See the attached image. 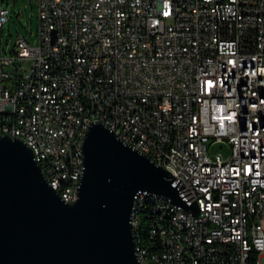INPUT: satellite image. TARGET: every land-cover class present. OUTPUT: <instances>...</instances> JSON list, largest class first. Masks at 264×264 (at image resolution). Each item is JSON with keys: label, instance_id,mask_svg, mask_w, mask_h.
Masks as SVG:
<instances>
[{"label": "built area", "instance_id": "1", "mask_svg": "<svg viewBox=\"0 0 264 264\" xmlns=\"http://www.w3.org/2000/svg\"><path fill=\"white\" fill-rule=\"evenodd\" d=\"M38 3L36 41L20 35L11 49L3 43L9 8L0 4V134L24 138L73 201V162L101 120L164 165L199 208L176 203L189 221L170 216L176 240H168L145 203L152 262L264 264V169L253 163L264 153V0ZM218 142L230 144L228 155L212 149ZM145 193L153 192L136 200ZM187 242L198 251L187 252Z\"/></svg>", "mask_w": 264, "mask_h": 264}, {"label": "water", "instance_id": "2", "mask_svg": "<svg viewBox=\"0 0 264 264\" xmlns=\"http://www.w3.org/2000/svg\"><path fill=\"white\" fill-rule=\"evenodd\" d=\"M79 195L66 201L33 148L0 134V264H140L132 223L140 191L188 204L162 164L92 121L83 142Z\"/></svg>", "mask_w": 264, "mask_h": 264}, {"label": "bare ground", "instance_id": "3", "mask_svg": "<svg viewBox=\"0 0 264 264\" xmlns=\"http://www.w3.org/2000/svg\"><path fill=\"white\" fill-rule=\"evenodd\" d=\"M251 98H255V91L253 88H246V94H243L244 102H251ZM118 136L120 137V131L115 130ZM83 135V126L75 127V136ZM128 142V141H127ZM139 149L138 146H134ZM253 163L254 167L258 169H264V153H253ZM81 166H84V151L80 153V161L73 162V171H80L78 175L77 182V193L79 194V188L81 184V178L84 170H81ZM153 199L154 209L159 212L155 213V221H157L160 225L165 226V235L168 240H176V232L174 230L173 225L170 224V216L174 219H180L181 221H189V213L186 210H182V208L178 207L176 203H174L171 198L160 195L157 193H145L142 196L141 200H136L133 211L132 223L134 224V232L138 231L140 226V216H141V208L142 205L148 200ZM145 206V204H144ZM170 214V215H169ZM151 216V215H144ZM150 228V240H152L153 236V228L151 224V218L149 221ZM136 234V233H135ZM136 236V235H135ZM137 243V238H136ZM145 247V254L141 252L140 248ZM137 258L140 264H155L152 262V257L154 256V249L150 247V241L146 244H138L137 243ZM186 251L187 252H197L198 251V243L197 242H187L186 243ZM246 256H253V249H246Z\"/></svg>", "mask_w": 264, "mask_h": 264}, {"label": "rangeland", "instance_id": "4", "mask_svg": "<svg viewBox=\"0 0 264 264\" xmlns=\"http://www.w3.org/2000/svg\"><path fill=\"white\" fill-rule=\"evenodd\" d=\"M0 4L9 8L8 21L5 23L3 33L5 47L11 49L20 35H26L35 42L39 25L38 0H0ZM212 149L226 156L230 151V144L218 142Z\"/></svg>", "mask_w": 264, "mask_h": 264}, {"label": "trees", "instance_id": "5", "mask_svg": "<svg viewBox=\"0 0 264 264\" xmlns=\"http://www.w3.org/2000/svg\"><path fill=\"white\" fill-rule=\"evenodd\" d=\"M145 203L147 204H153V199H148ZM144 203V204H145ZM144 204L142 205L141 208V216H140V226L138 228V231L135 232L136 234V238H137V243L138 244H146L150 241V232H149V228H150V218L151 216H144L145 214V206ZM154 205V204H153ZM154 209V206H153Z\"/></svg>", "mask_w": 264, "mask_h": 264}]
</instances>
